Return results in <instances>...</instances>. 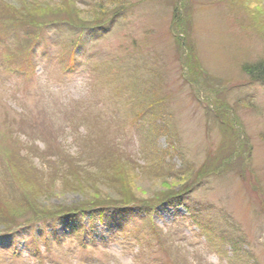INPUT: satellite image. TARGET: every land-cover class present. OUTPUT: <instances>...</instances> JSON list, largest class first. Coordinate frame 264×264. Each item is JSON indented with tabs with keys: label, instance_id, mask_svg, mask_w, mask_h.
Here are the masks:
<instances>
[{
	"label": "rangeland",
	"instance_id": "rangeland-1",
	"mask_svg": "<svg viewBox=\"0 0 264 264\" xmlns=\"http://www.w3.org/2000/svg\"><path fill=\"white\" fill-rule=\"evenodd\" d=\"M55 21L67 23L35 36ZM61 56L79 60L74 72ZM262 61L264 0H0V251L31 264H264V88L243 72ZM13 64L19 72L7 73ZM49 69L56 82L40 87L37 74ZM125 93L140 95L152 137L140 130L146 111ZM88 131L80 161L111 144L132 167H147L131 171V188L99 182L91 161L76 173L42 166V156L75 157ZM158 147L171 149L178 173L213 172L194 194L205 205L197 217L172 220L184 208H157L105 223L85 216L70 230L65 214L96 196L120 190L139 202L162 187L179 192L185 177L154 182L139 160L148 152L153 162ZM42 216L51 227L37 228Z\"/></svg>",
	"mask_w": 264,
	"mask_h": 264
},
{
	"label": "trees",
	"instance_id": "trees-1",
	"mask_svg": "<svg viewBox=\"0 0 264 264\" xmlns=\"http://www.w3.org/2000/svg\"><path fill=\"white\" fill-rule=\"evenodd\" d=\"M121 4L124 6H120L118 8V11L113 10L112 14H113V18L116 15H119L118 12L119 10H124L127 8L126 4H124V2H121ZM124 12V11H123ZM122 12V13H123ZM115 15V16H114ZM102 16L100 17L99 21H101ZM98 21V22H99ZM96 22V23H98ZM61 21H55L53 23H47L44 24L43 26H41L39 28V30H37L35 32V36L36 34H40L43 35L45 30H49V28H51L52 26L54 27H60L65 25L66 23L64 22V24H61ZM82 27V26H81ZM80 27V28H81ZM103 27V26H102ZM82 34H86L85 29L81 28ZM47 32V31H45ZM88 42L85 41V44ZM38 44V43H37ZM39 45V44H38ZM77 53V52H76ZM75 53V54H76ZM79 53V52H78ZM61 58L63 59L64 57L61 56ZM65 59V64L66 67L69 68H75L76 67V61L74 60H70L67 59L66 57ZM68 62L69 65L68 66ZM244 73H247L250 82L251 83H256L261 85V87L264 88V61L262 62H257V63H253L251 66H247V67H243ZM6 71L8 73L12 72H16L19 71V68H17L14 64L11 65L10 67H6ZM120 92V91H119ZM123 95V93H121ZM126 94V93H125ZM128 104H130L132 106V108L135 110H139V111H146L145 109H147V107L143 106L142 103L143 101L140 99V95L139 94H131L129 97L126 94V97L124 99ZM144 107V108H143ZM148 116V120L149 121V113L146 111L145 112ZM145 113L142 114V118H145ZM103 124V123H102ZM150 124V121H149ZM150 126V127H149ZM141 127V126H140ZM147 130V132H149L150 137H152L153 135H155V131L153 129V126L150 124L146 127H141L140 130ZM88 135H84L82 138H79V142L81 143V147L78 145V153L75 157H77V160L75 159V157H71L68 156L67 153L61 155V157L58 156H45V157H37L38 159H41V163L43 164L42 166H44L45 168L47 167H51L54 171H60L61 169L64 170V172H79L77 169H80L81 167L87 165V163L89 161H91L92 163L88 164L87 167L90 169H87L88 171H90L92 174L91 176L93 177L94 175H97V180L99 182H101V180L105 179V177H110V179L112 178L114 182H116V180H119V182H117V184L120 183V189H128L131 188V171H134L138 168L139 170V174H141L142 172H145L146 168L145 166H137V167H132L131 165H129L128 162V158L130 156H125L122 153V149L119 147H116L115 150L110 151V149L113 147V145L109 144L108 148L106 150H104L103 154H99L98 153H92L90 151V153L96 154L98 157L97 160H92L89 156V153L87 152L86 154V159H83V161H80L81 158V153L83 151H87L84 149L83 144H85L84 142L87 141L88 136L91 134H89V131L87 132ZM84 138V139H83ZM83 139V141H82ZM90 142V141H89ZM153 158H155L153 160V162L149 163L148 161V152L147 153H141L142 157H140V162L144 165H150V169H148V171L146 173H151L155 172L156 173V179L154 182H158L160 179H164V180H175L176 182H179L180 179L182 177H185V179L183 181H181V183H179V192L173 189H169V187H162V191L158 194L155 195L157 198L153 199L151 198L150 200H145V201H138L137 198L133 199L132 196L127 197V195H125L126 193L123 191H116V192H112L110 193V195L112 196H108L106 198L100 197V196H96L95 199L93 198L90 201L85 202L84 204H82L83 206L81 208L74 209V212L65 214L66 216H70L68 217L70 220V223H75V222H79L81 219H83L85 216L89 217L91 219H100V221H104L107 222V219H111V218H118V216H129L132 215L134 217L139 216V214H146L147 217H149L150 215H158L157 208H171L173 211L177 210V209H182L184 208L185 215L180 216L179 218L176 217V219H183L184 217H190V219H194V217H197V214L200 213V211L204 208L205 205H201L199 203H196L194 201V194L200 190L201 188H203L204 185L207 184V181L209 179L212 178V174L213 172H197L196 175H194V173L190 172L189 170L181 173H178L177 171H181V166H174L171 162V160L173 159L172 156H170L171 154V149L169 148H162V147H158L157 149H153ZM108 153H114L112 155H108ZM124 158L125 161H124ZM76 160V161H75ZM88 161V162H86ZM84 162V163H83ZM86 162V164H85ZM73 163H83L80 165H77L76 167L73 165ZM33 169H36V166L32 165L31 163H29ZM37 164H39V161L37 162ZM1 165L2 168L4 166V160L0 157V169H1ZM43 170H47L44 169ZM79 167V168H78ZM105 167H107V169L109 170V172H105L104 174L101 172L102 169H104ZM83 169V168H81ZM80 169V170H81ZM151 170V171H149ZM1 173L0 175H3V169L0 170ZM48 171V170H47ZM119 176V177H118ZM0 180L2 181L3 178H0ZM114 182H112L111 184L108 183H104V187L108 188V189H112L115 190L114 187ZM203 206V208H202ZM211 206V205H210ZM204 212H209V211H204ZM203 212V213H204ZM207 214V213H205ZM64 214H59L57 216H61ZM63 217V216H62ZM40 218V217H38ZM36 218V220L38 219ZM41 220L36 221L35 224H37V228L43 227L44 229H47L49 227H51L50 225V220L47 221L48 217H44L42 216L40 218ZM58 219V222H62L64 221V219ZM30 228H25L22 229L21 232L19 233L20 235H27L29 236ZM35 227H32V230H35Z\"/></svg>",
	"mask_w": 264,
	"mask_h": 264
},
{
	"label": "clouds",
	"instance_id": "clouds-1",
	"mask_svg": "<svg viewBox=\"0 0 264 264\" xmlns=\"http://www.w3.org/2000/svg\"><path fill=\"white\" fill-rule=\"evenodd\" d=\"M37 75H38L37 83L40 87L48 88V87H51L50 85L53 82H56V78L50 69L47 70L43 76H40L39 73ZM71 241H72V238H68L63 242L62 245H64L65 243L71 242ZM61 246H56V247L60 248ZM0 255H8L9 256V264H31V260L29 259V256L27 254H23L19 258H15L12 256L10 251H0ZM95 259L100 261V264H106L104 257L103 258H95ZM120 260L121 259H116L115 264H120ZM66 264H73V260L71 258H69L67 260ZM127 264H135L133 258L128 257Z\"/></svg>",
	"mask_w": 264,
	"mask_h": 264
}]
</instances>
